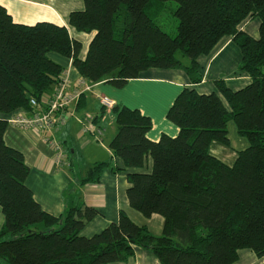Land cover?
Segmentation results:
<instances>
[{
	"label": "trees",
	"instance_id": "trees-1",
	"mask_svg": "<svg viewBox=\"0 0 264 264\" xmlns=\"http://www.w3.org/2000/svg\"><path fill=\"white\" fill-rule=\"evenodd\" d=\"M82 1L84 8L71 11L68 20L77 32H94L84 58L66 26L17 23L0 5L1 114L30 113L31 98L40 101L52 92L63 67L50 52L71 59L93 84L122 88L151 67L183 70L198 83V57L229 35L250 81L232 89L216 79L218 92L209 93L183 87L166 112L177 135L163 133L156 141L146 136L149 116L114 106L116 131L107 146L130 169L129 205L144 217L163 218L159 235L123 210L91 236L80 232L99 214L94 207L71 206L59 216L46 212L26 184L23 153L5 142L7 117L0 116V264H106L127 260L136 247L152 251L162 264H232L241 248L264 259V0ZM167 1L175 3L174 35L157 21ZM254 18L260 20L257 37L239 27ZM230 120L248 143L227 164L210 145L230 146ZM109 164L89 165L85 181L97 182Z\"/></svg>",
	"mask_w": 264,
	"mask_h": 264
},
{
	"label": "crops",
	"instance_id": "crops-1",
	"mask_svg": "<svg viewBox=\"0 0 264 264\" xmlns=\"http://www.w3.org/2000/svg\"><path fill=\"white\" fill-rule=\"evenodd\" d=\"M0 5L8 11L13 21L17 23L32 25L36 22L48 21L66 26L71 37L81 43L79 56L85 57L94 32H77L68 20L71 11L84 8L82 0H0ZM255 20L256 18L245 19L240 23V29L253 37H257L259 24L250 25V23L256 22ZM234 43L232 36H224L209 53L198 57L199 71L202 74V79L198 83H190L183 70L151 67L142 71L139 77L129 79L122 88L98 82L93 84V91L82 94L73 109L76 111L89 104L88 109L91 110V118L104 129L101 140L104 138L106 141L105 144L89 141L85 144L88 146L93 144L107 151L106 155L104 154L100 160L94 162L105 161L110 163L102 170L97 182L85 181L87 168L92 163L86 164L80 155L78 158L75 147L68 149L66 146L65 149L63 146L66 155L62 162L58 163L55 161L54 151L46 142L31 135L28 131L9 125L10 127L6 128L4 134L5 142L23 153L24 160L29 167L26 184L41 207L55 216L64 214L69 207L75 205H87L97 209L99 214L88 221L80 232L84 236L98 233L107 224L117 221L120 210L125 211L135 223L146 226L152 234H161L163 218L160 215L153 214L150 217H144L129 205L126 196L128 187L126 173L130 169L123 166L120 158L113 157L107 146L108 141L116 131L113 109L107 112L100 105L96 93L106 94L117 104L138 108L141 113L149 116L152 126L146 136L150 140H158L163 133L176 136L178 127L167 119L166 112L183 87H193L200 93H209L218 92L214 82L216 79H223L226 85L232 89L243 87L250 81L246 72L238 70L239 62L237 64L236 59L237 55L238 57L241 56V53L239 49H233ZM228 48L232 49L227 51ZM49 56L61 64L63 70L69 71L72 83L80 76L71 59L54 52H50ZM38 103L42 105L41 100ZM13 114L15 112L0 113V116L10 117ZM106 115L110 117L108 128L105 127ZM70 122L72 121L70 120ZM49 132L47 135L52 136L53 133ZM80 135L91 136L82 131H80ZM66 137L69 138L68 135ZM66 141L67 139L64 138V142ZM67 157L68 161L66 162ZM66 166H68L67 169ZM116 168L120 169L116 170ZM3 220L4 216L0 207V228ZM106 264L162 263L152 251L136 247L134 255L127 260ZM232 264H264V259L258 257L249 248H241L238 250L237 259Z\"/></svg>",
	"mask_w": 264,
	"mask_h": 264
},
{
	"label": "built area",
	"instance_id": "built-area-1",
	"mask_svg": "<svg viewBox=\"0 0 264 264\" xmlns=\"http://www.w3.org/2000/svg\"><path fill=\"white\" fill-rule=\"evenodd\" d=\"M92 87L93 83L81 76L72 83L69 71L63 70L61 78L51 94L42 96V105L35 98L30 99L33 109L36 107L38 109L34 112L31 111L32 113L13 114L8 116L6 121L8 125L28 131L31 135L46 142L54 151L55 161L61 163L66 155L64 147L60 142L50 138L47 133L57 129L62 122L66 121L67 117L73 115V109L70 106L77 103L83 93L93 91ZM96 97L107 112H110L116 105V102L106 94L96 93ZM77 121L81 123L83 133H88L97 140H101L104 129L96 124L93 118L85 121L77 119Z\"/></svg>",
	"mask_w": 264,
	"mask_h": 264
},
{
	"label": "rangeland",
	"instance_id": "rangeland-1",
	"mask_svg": "<svg viewBox=\"0 0 264 264\" xmlns=\"http://www.w3.org/2000/svg\"><path fill=\"white\" fill-rule=\"evenodd\" d=\"M174 8H175V3L173 1L164 2L163 9L157 17V21L159 22V24L163 27V29L165 31H167L171 35L175 34L176 27H177V19L172 14V11ZM255 21L256 22L250 23V25L253 24L254 26H256V23L259 24L260 20H259V18H256ZM231 49L232 48H228L227 51H230ZM233 49H239V51L241 53V50L236 43H234ZM182 60L187 61L188 59L182 58ZM238 60H241V56L238 57V55H237V59H236L237 64H238V62L240 63V61H238ZM238 70H239V67H238ZM262 71L264 73V66L262 67ZM49 94H51V93H49ZM88 108H89V104H87L86 107H81L80 109H78L76 111L73 110L72 111L73 115L67 117L66 121L62 122L57 129H53L51 131L53 134H52V136H49V137L54 139L57 142H60V143L62 142L61 144H63L65 149H66V146L68 149L71 147H75V150L77 151L76 156L78 158H80L79 157V155H80L86 164H91L96 160H100V158H102L101 156H103L104 154L106 155L107 151L103 150L100 147L93 145V144L91 146H88V144H85V143H87V141L92 142V143H104L105 144L106 141L104 138H103V140H97L96 138L91 137L89 135H85V136L80 135V131H81L82 126H81V123L79 121H77V119H81L82 121L90 119L91 118V114H90L91 110H89ZM36 109H38V107H36ZM36 109H32L33 112ZM21 113L25 114L26 111L17 110V111H15L14 115L21 114ZM105 118H106V122H105L106 126L105 127L108 128L110 125L109 124L110 123V117L108 115H106ZM70 120L72 122H70ZM74 124H76V125L73 126ZM7 127H10V126L8 125ZM227 128H228V137L230 140V146H226L220 142L213 141L210 145V152L212 154L216 155L219 159L223 160L224 162L232 163L235 159V156H236L235 150L244 148L248 142L244 136H241L240 134H238V132L236 130V125H235L233 120H230L228 122ZM51 132H49V133H51ZM67 135L69 138L66 137ZM105 135H107V134L105 133ZM64 138L67 139L66 142H64ZM65 160L67 162L68 157ZM108 160L111 162L110 158ZM65 168L67 169L68 166H66Z\"/></svg>",
	"mask_w": 264,
	"mask_h": 264
},
{
	"label": "bare ground",
	"instance_id": "bare-ground-1",
	"mask_svg": "<svg viewBox=\"0 0 264 264\" xmlns=\"http://www.w3.org/2000/svg\"><path fill=\"white\" fill-rule=\"evenodd\" d=\"M77 102H78V101H77ZM75 104H76V103H75ZM75 104H74V105H75ZM74 105H71L70 108L73 109ZM73 110H74V109H73Z\"/></svg>",
	"mask_w": 264,
	"mask_h": 264
}]
</instances>
